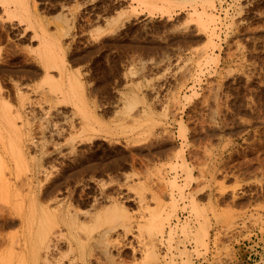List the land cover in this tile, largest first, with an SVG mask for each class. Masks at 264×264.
<instances>
[{
	"label": "rangeland",
	"instance_id": "obj_1",
	"mask_svg": "<svg viewBox=\"0 0 264 264\" xmlns=\"http://www.w3.org/2000/svg\"><path fill=\"white\" fill-rule=\"evenodd\" d=\"M138 1L0 0V103L40 170L7 174L0 254L35 194L86 227L87 264H264V0ZM42 42L50 81L22 71Z\"/></svg>",
	"mask_w": 264,
	"mask_h": 264
},
{
	"label": "bare ground",
	"instance_id": "obj_2",
	"mask_svg": "<svg viewBox=\"0 0 264 264\" xmlns=\"http://www.w3.org/2000/svg\"><path fill=\"white\" fill-rule=\"evenodd\" d=\"M144 1V0H143ZM141 1V2H143ZM140 2V0L138 1ZM145 3V2H143ZM147 4V3H146ZM145 4V5H146ZM149 5V4H147ZM154 7V6H153ZM155 8V7H154ZM194 13H196L198 16H201L202 14H208L206 13L204 10L201 11V12H197L196 10L194 11ZM208 16L210 17L209 19L211 20H214V16L213 15H209ZM38 34V33H37ZM40 34H38L39 36ZM36 38V37H35ZM38 38H41L38 37ZM37 38V39H38ZM43 39V38H41ZM44 40V39H43ZM36 41V40H35ZM42 41V40H41ZM46 41V39L44 40ZM33 42V41H32ZM49 42V41H48ZM52 42V41H51ZM50 42V43H51ZM34 43V42H33ZM36 43H39L36 41ZM53 43V42H52ZM31 44V43H30ZM39 48L36 50L35 47H34V52L33 54H36L35 56H37V60H36V66L35 65H28V66H25L23 65H20L22 67V71H24L23 69L26 70V72L29 74H27L28 76L32 75V77H35V75L38 74V72H40V67H42V70L44 69V74H45V77L47 79H49V81L51 80L52 78V75H51V69L54 68V53H53V48H51V46L48 44V43H45V42H42L40 43V45L38 44ZM56 49L55 46H52ZM36 50V51H35ZM61 50V49H60ZM32 51V49H31ZM62 55V54H61ZM31 56V55H30ZM58 57V56H57ZM62 58L64 56H61ZM18 58V57H17ZM16 58V60H17ZM35 58V57H34ZM30 60V59H29ZM28 60V61H29ZM13 61L15 62L14 58H13ZM12 61V62H13ZM27 61V60H26ZM31 61V60H30ZM29 61V62H30ZM13 62V63H14ZM25 62V61H24ZM28 62V63H29ZM57 62V61H56ZM55 62V63H56ZM65 62V61H64ZM11 63V62H10ZM27 63V64H28ZM26 62H25V65H27ZM62 64V63H61ZM60 64V65H61ZM65 64V63H64ZM11 65V64H10ZM14 65V64H13ZM12 65V66H13ZM9 66V65H7ZM19 67V65H16ZM15 67V65H14ZM56 67V66H55ZM62 68H64L63 66H61ZM6 68V67H5ZM4 68V69H5ZM10 68V67H9ZM12 68V67H11ZM61 68V69H62ZM1 69V68H0ZM3 69V68H2ZM3 69V70H4ZM17 69V68H16ZM65 69V68H64ZM20 70V69H18ZM68 70V69H67ZM10 71V70H9ZM22 71L20 70L19 72L22 73ZM7 72V71H6ZM17 72V71H16ZM15 72V73H16ZM66 72V71H65ZM9 73V72H8ZM13 73V74H15ZM16 73L17 75H20L22 76L24 74L21 75ZM67 73V72H66ZM25 74V75H26ZM40 74L42 73H39L38 75L40 76ZM61 74L62 73V70H61ZM60 74V76H61ZM26 75V76H27ZM70 75V73H69ZM63 76V75H62ZM65 76V77H64ZM62 78L63 80L65 79V83H64V88H61V93L62 94V97L63 99L65 98H68V95H69V92H70V83H69V80H68V76L67 75H64ZM68 78H67V77ZM23 77V76H22ZM44 77V76H43ZM55 77V76H53ZM71 77V76H70ZM25 78V77H23ZM28 78V77H27ZM31 78V77H30ZM61 78V77H60ZM21 80V78H19ZM71 79V78H70ZM27 80V79H26ZM30 80V79H29ZM34 80V79H33ZM32 80V81H33ZM28 81V80H27ZM53 81V80H52ZM29 83V81H28ZM27 83V85H29ZM32 83V82H31ZM51 83V82H50ZM53 83V82H52ZM17 84V83H16ZM26 85V86H27ZM31 85V84H30ZM14 86V85H13ZM18 87V85H16ZM35 87V86H34ZM37 87V86H36ZM73 87V85H72ZM14 88V87H13ZM20 88V87H19ZM22 88V87H21ZM34 89V88H33ZM16 90V89H15ZM28 90V89H27ZM19 91V90H18ZM21 92V91H20ZM26 92V91H25ZM36 92V91H35ZM16 93V92H15ZM18 93V92H17ZM16 93V94H17ZM28 93V92H27ZM25 93H23L24 95ZM41 94H44L43 92ZM59 94V97H61ZM71 94V93H70ZM57 95V94H56ZM39 96V95H38ZM41 96V95H40ZM47 96V94H46ZM55 96V95H54ZM22 97V96H21ZM59 97H55V98H59ZM50 97H48L49 99ZM19 99V98H18ZM21 99V98H20ZM27 99V98H26ZM30 99V98H29ZM47 99V97H44V96H41V98H39V101H38V105L42 104V101L49 103V100ZM51 99V98H50ZM69 99V98H68ZM59 100V99H58ZM66 100V99H65ZM1 101V99H0ZM20 101V100H19ZM23 101H24V98H23ZM28 101V99L26 100ZM32 101V100H31ZM57 101V99H56ZM61 101V100H60ZM64 101V100H63ZM4 101L2 100V103ZM25 102V101H24ZM22 102V106L26 103ZM30 102V101H29ZM35 102V101H34ZM59 102V101H58ZM5 103V102H4ZM3 103V105H4ZM40 103V104H39ZM29 104V103H28ZM37 104V103H36ZM53 104V103H52ZM55 104V103H54ZM3 105L0 103V197L2 194L10 197L12 194H14L15 196H21V194L19 193H16V192H13L11 189V184H10V179L9 177L7 178V174L11 176H14V179H18L19 180V174L21 173V170L23 168H27L28 167V170L31 171L32 173V177H36L38 175H40V170L39 168L34 164H30V162L28 161V158H27V155H29V153L26 155V141H28V136L29 133H27V135L25 133H23V130L18 128L17 126L20 125L18 123L17 126L15 124L16 121H14V119L17 118H14V117H10L11 115H9L8 113V109L3 107ZM30 105V104H29ZM27 106V105H26ZM41 106V105H40ZM50 106V105H49ZM21 107V106H20ZM51 107H53V105H51ZM10 108V107H9ZM50 108V107H49ZM55 108V107H54ZM22 109V107H21ZM24 109V107H23ZM44 109V108H43ZM25 110V109H24ZM14 110L12 109V111L10 112H13ZM48 111V110H47ZM46 111V112H47ZM51 111V110H50ZM18 112V111H17ZM23 112V111H22ZM15 113V112H14ZM27 113V112H26ZM45 113V112H44ZM17 114V113H16ZM20 114V113H19ZM47 114V113H45ZM50 114V112H49ZM14 116V115H13ZM26 116V115H25ZM46 116V115H45ZM50 116V115H49ZM28 117V116H27ZM44 117V116H43ZM26 118V117H25ZM24 118V119H25ZM46 119L48 117H45ZM65 118V117H63ZM21 119V118H20ZM27 119V118H26ZM51 119V118H50ZM41 120L45 121L44 118H42ZM28 120H26L27 122ZM50 121V120H49ZM47 120V123L49 122ZM64 121V120H63ZM66 121V120H65ZM51 122V121H50ZM55 122V121H54ZM46 123V122H45ZM57 123V122H56ZM64 123V122H63ZM66 123V122H65ZM68 123H71V122H68ZM55 123H53L54 125ZM72 124V123H71ZM24 125V124H23ZM58 125V124H57ZM70 125V124H69ZM41 126V125H40ZM43 126V124H42ZM20 127V126H19ZM23 127V126H22ZM53 127V126H52ZM57 127V128H56ZM54 126L52 128V132L50 131L49 133H51V137L53 138V136L56 138L55 135H60V131L58 130V126ZM43 128V127H42ZM65 128V127H64ZM44 129V128H43ZM46 129V128H45ZM48 130V128H47ZM46 130V131H47ZM49 131V130H48ZM26 132V131H25ZM28 132V131H27ZM45 133V132H44ZM48 133V132H46ZM63 133V132H62ZM57 136V137H58ZM61 136V135H60ZM34 137V136H33ZM30 138V136H29ZM47 138V137H46ZM50 138V137H49ZM57 139V138H56ZM35 139H31L29 141H31V147H32V144H35ZM47 140V139H45ZM55 140V139H54ZM43 141V140H42ZM39 142V141H38ZM47 142V141H46ZM28 144V143H27ZM46 144V143H45ZM34 146V145H33ZM38 146V145H37ZM41 148V146H40ZM29 150V148H27ZM33 149V148H32ZM42 149V148H41ZM40 151V149H39ZM74 150H72L73 152ZM44 152V151H43ZM71 152V154H73ZM75 152V151H74ZM46 153V149H45V152ZM79 153V152H77ZM82 153V152H81ZM59 154V153H58ZM70 154V157L69 158H72L74 157L76 153H74L73 155L74 156H71ZM51 155V154H50ZM54 155V153L52 154ZM67 155V154H66ZM80 155V153H79ZM48 156V155H47ZM85 156V155H84ZM39 157V156H38ZM41 157V156H40ZM53 157V156H52ZM62 157V156H61ZM77 157V156H75ZM80 157V156H78ZM32 158V156L30 157V159ZM47 158V157H46ZM57 158V157H56ZM55 158V159H56ZM68 158V157H67ZM84 158H87V157H84ZM40 159V158H39ZM49 159V158H48ZM53 158V160H55ZM76 159V158H75ZM74 159V160H75ZM78 159V158H77ZM80 159V158H79ZM32 160V159H31ZM70 160V159H68ZM73 160V161H74ZM87 160V159H85ZM42 161V160H41ZM72 161V160H71ZM72 161V162H73ZM44 162V161H43ZM46 162V163H45ZM44 162V164H48V165H52V161L50 163V159H49V163H47V159L46 161ZM54 162V161H53ZM63 163V162H62ZM75 163V161H74ZM83 161L80 163L82 164ZM66 164V163H65ZM78 164H79V161H78ZM79 164V165H80ZM43 165V163H42ZM55 165V163H54ZM63 165V164H62ZM61 165V166H62ZM68 165V164H66ZM46 166V165H45ZM61 166H58V167H61ZM65 166V165H64ZM40 167V166H39ZM50 167V166H49ZM49 167H45V169L49 168ZM57 167V166H56ZM69 167V166H68ZM65 168V167H64ZM64 168L63 169V172L58 176H55V178H52L53 175H49V174H53V170L50 168V170H52L53 172H47L49 170H44V167H43V170L42 172H44L43 174H45V177L46 179L48 180H52L51 183L55 184V182L59 179L61 180L62 178L65 177V182H67V177L69 178H72V176L70 177L69 174L68 176L65 175L67 173H65L64 171H66ZM54 169V167H53ZM56 169V168H55ZM60 170V169H59ZM23 171V170H22ZM58 171V169H57ZM61 171V170H60ZM70 171V169H69ZM24 173V171H23ZM28 174V173H27ZM26 174L25 176V173H24V176L27 177L28 175ZM42 175V174H41ZM55 175V173H54ZM73 175V174H72ZM21 176V175H20ZM51 176V177H50ZM31 177V176H30ZM31 177V178H32ZM42 177V176H41ZM44 177V175H43ZM54 177V176H53ZM21 178V177H20ZM40 178V177H39ZM38 178V179H39ZM52 178V179H51ZM61 178V179H60ZM42 179V178H41ZM45 180V179H44ZM43 180V181H44ZM63 180V181H64ZM13 181V180H12ZM15 181V180H14ZM17 181V180H16ZM21 181V180H20ZM27 181V180H26ZM40 181V179H39ZM47 181V180H46ZM49 182V181H48ZM58 182V181H57ZM61 182V181H59ZM70 182V181H69ZM17 183V182H16ZM28 183V181H27ZM37 183V182H36ZM28 184H32L29 183ZM41 184V182L39 183ZM48 184V183H47ZM64 184V183H63ZM36 185V184H35ZM34 185V186H35ZM58 185H61L58 184ZM57 185V186H58ZM66 185V184H65ZM38 186V185H37ZM47 186V185H46ZM49 186V185H48ZM16 189H18V186H15ZM30 187V185H29ZM28 187V191H29V188ZM42 187V186H41ZM32 188V187H31ZM40 188V187H39ZM49 188V187H48ZM46 189V188H45ZM44 189V191H45ZM50 189V188H49ZM53 189V188H52ZM55 189V187H54ZM15 190V189H14ZM33 190V189H32ZM35 190V189H34ZM41 190V188H40ZM16 191V190H15ZM43 191V192H44ZM48 191V190H47ZM51 191V190H50ZM42 191L38 192L40 193H43ZM46 192V191H45ZM52 192V191H51ZM34 193V192H33ZM30 194H32V192H30ZM49 194V193H48ZM13 195V196H14ZM34 196L32 197V201L29 205V207L27 209H29V213L24 212L25 213H22L23 211V202H24V197H20L21 198V201L18 203V199H17V202L18 203L16 205V209L18 211H15V209L12 208L13 211V214H17V216H20L21 217V224L23 226V231L21 233V235L17 238H15L14 240L10 239V238H7L6 241H7V249L5 252H3L2 254H0V264H72L73 262H78L81 260V264H87L88 262V256H87V252H86V249H87V246H88V242L87 240L83 239L85 242H82L81 238H79L80 236H84L83 234L80 235L79 232L80 231H85L86 227L85 226H80L82 228L79 229L78 225L76 224V219L73 218L71 215L73 214H69V211L67 210V213L63 214L61 213V211L59 209L55 208L54 207H51L53 209H56V210H50V208L48 206H45L43 207L42 205V208L39 206V199L38 197L33 194ZM46 195V194H45ZM51 195V194H49ZM24 196V195H23ZM30 196V195H29ZM39 196V194H38ZM44 196V195H43ZM47 197V195H46ZM3 198V197H2ZM15 198V197H13ZM18 198V197H17ZM29 198V197H27ZM49 198V197H48ZM47 198V199H48ZM10 199V198H9ZM12 199V198H11ZM30 199V198H29ZM42 199H44L42 197ZM41 197H40V201L42 200ZM20 200V199H19ZM45 200V199H44ZM16 201V200H15ZM26 201V200H25ZM29 201V200H28ZM43 202V201H41ZM25 203V202H24ZM27 204V203H26ZM25 204V205H26ZM43 204V203H42ZM28 205V204H27ZM14 206V205H12ZM18 206V208H17ZM50 206V205H49ZM59 206V205H58ZM11 207V206H10ZM15 207V206H14ZM65 208V207H64ZM10 209V208H9ZM25 209H26V206H25ZM70 209V208H69ZM4 209L2 208V211ZM8 210V208H7ZM11 210V209H10ZM1 211V209H0ZM71 213V211H70ZM9 214V213H8ZM3 214L1 213L0 216H2ZM77 215V214H76ZM5 216L3 215V218ZM76 217V216H75ZM2 218V220H3ZM7 218V217H6ZM12 218V217H11ZM14 218V217H13ZM12 218V219H13ZM17 218V217H16ZM77 218V217H76ZM4 220H8V219H4ZM4 220L2 222H4ZM14 222H15V219H13ZM20 220V219H19ZM62 220V222H61ZM0 222H1V219H0ZM5 223V222H4ZM13 222H9L8 224H12ZM18 223V222H17ZM61 223L65 226H67V231L68 234L70 235H74V237H67L65 236L66 234H63L62 231H57L56 229L59 228V229H62V225ZM20 224V225H21ZM1 225H3V223H1ZM5 225V224H4ZM7 225V224H6ZM17 225V224H16ZM12 227V225H9L8 227ZM15 226V224H14ZM13 226V227H14ZM21 226V227H22ZM3 227V226H2ZM10 227V228H11ZM94 227H95V224H94ZM129 226L128 225H125V228H128ZM4 228H7L4 227ZM84 229V230H83ZM22 230V229H21ZM79 234V236L77 235ZM77 235V237H76ZM4 238V237H3ZM84 238V237H83ZM1 239V237H0ZM5 240V239H4ZM5 241V242H6ZM2 244V242H0ZM66 247V250L63 248ZM89 250V249H88ZM89 252V251H88ZM78 253H80V255H78ZM67 261V262H66ZM78 264V263H77Z\"/></svg>",
	"mask_w": 264,
	"mask_h": 264
}]
</instances>
